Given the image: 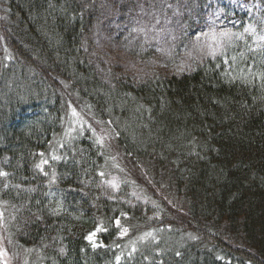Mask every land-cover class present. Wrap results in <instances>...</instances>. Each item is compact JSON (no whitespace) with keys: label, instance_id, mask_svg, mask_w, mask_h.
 I'll list each match as a JSON object with an SVG mask.
<instances>
[{"label":"trees","instance_id":"trees-1","mask_svg":"<svg viewBox=\"0 0 264 264\" xmlns=\"http://www.w3.org/2000/svg\"><path fill=\"white\" fill-rule=\"evenodd\" d=\"M133 1L0 0L9 236L40 255L31 264H264V61L235 53L188 72L107 81L91 32ZM71 107L111 128L182 215L161 207L150 218L110 198L90 136L57 143Z\"/></svg>","mask_w":264,"mask_h":264},{"label":"rangeland","instance_id":"rangeland-1","mask_svg":"<svg viewBox=\"0 0 264 264\" xmlns=\"http://www.w3.org/2000/svg\"><path fill=\"white\" fill-rule=\"evenodd\" d=\"M259 9L257 0H134L92 30L95 63L107 81L117 75L137 82L156 73L188 72L215 56L227 61L238 53L264 61V19L257 21ZM61 132L58 144L90 136L101 150L102 183L110 198L129 205L137 202L150 218L160 217L161 207L182 215L164 189L154 186L144 169L121 152L111 128L71 107ZM11 219L7 204L0 200V264H31L30 254L35 263L40 255L9 236ZM151 236L150 231L140 233L131 242Z\"/></svg>","mask_w":264,"mask_h":264},{"label":"snow or ice","instance_id":"snow-or-ice-1","mask_svg":"<svg viewBox=\"0 0 264 264\" xmlns=\"http://www.w3.org/2000/svg\"><path fill=\"white\" fill-rule=\"evenodd\" d=\"M118 223V222H117ZM126 231V230H125ZM89 238H91V237H89Z\"/></svg>","mask_w":264,"mask_h":264}]
</instances>
